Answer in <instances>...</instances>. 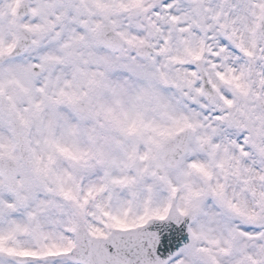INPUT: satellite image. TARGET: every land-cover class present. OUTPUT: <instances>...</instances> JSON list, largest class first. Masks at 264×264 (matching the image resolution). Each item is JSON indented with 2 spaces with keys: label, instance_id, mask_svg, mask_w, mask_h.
<instances>
[{
  "label": "snow or ice",
  "instance_id": "6c2138e0",
  "mask_svg": "<svg viewBox=\"0 0 264 264\" xmlns=\"http://www.w3.org/2000/svg\"><path fill=\"white\" fill-rule=\"evenodd\" d=\"M0 264H264V0H0Z\"/></svg>",
  "mask_w": 264,
  "mask_h": 264
}]
</instances>
